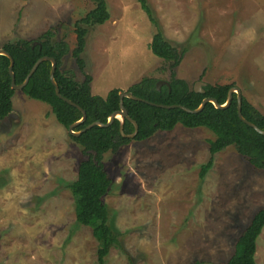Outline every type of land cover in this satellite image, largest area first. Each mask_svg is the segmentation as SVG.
<instances>
[{
  "label": "rangeland",
  "instance_id": "374dc122",
  "mask_svg": "<svg viewBox=\"0 0 264 264\" xmlns=\"http://www.w3.org/2000/svg\"><path fill=\"white\" fill-rule=\"evenodd\" d=\"M146 1L157 27L139 0H105L109 19L87 26L80 20L95 6L91 0H0V48L35 42L54 28L52 42L68 48L62 69L78 80L89 74L92 94L127 90L143 77L168 81L172 71L191 88L196 81L233 83L264 116V0ZM76 22L87 28L84 73L71 55ZM157 28L185 50L172 69L149 48ZM12 106L0 120V263L96 264L97 240L76 222L68 188L82 147L46 103L15 90ZM213 138L204 127L177 124L103 155L112 180L103 201L125 249L112 247L106 264H130L128 257L133 264H223L233 254L264 205V167L230 145L200 178ZM255 261L264 264V227Z\"/></svg>",
  "mask_w": 264,
  "mask_h": 264
},
{
  "label": "trees",
  "instance_id": "16d2710c",
  "mask_svg": "<svg viewBox=\"0 0 264 264\" xmlns=\"http://www.w3.org/2000/svg\"><path fill=\"white\" fill-rule=\"evenodd\" d=\"M91 1L95 3V6L86 13L80 23L86 26L103 24L110 17L105 0ZM139 2L149 20L157 27V21L147 1L139 0ZM80 23H75L76 45L71 55L79 70L84 73V60L81 53L85 46L87 28ZM54 36L55 30L50 28L38 37L35 44L32 40L18 39L2 46L13 59L12 70L15 83L23 82L39 57L52 56L56 60L54 78L60 93L86 112V119L74 130H80L93 121L106 122L108 116L119 109L118 92L120 89L112 88L105 96L92 94L89 74L84 73L83 79L78 80L72 71L62 69V58L68 48L63 40L52 42L51 38ZM149 48L154 55L168 62L170 69L180 63L185 51L184 49L179 51L166 40L158 28L153 34ZM9 62L6 55H0V120L7 116L13 108L12 96L15 90L11 88ZM50 69L51 62L42 61L22 91L28 97L49 105L56 120L67 129L70 124L82 117V113L55 94V88L49 78ZM170 75L169 86L162 85L160 89H157L156 82L159 79L143 77L139 82L132 84L127 91L151 102L181 104L194 109L205 97H213L220 104L225 103L229 88L234 86L233 83L206 84L203 87L204 92H195L184 79L175 77L174 72L171 71ZM123 104L129 116L138 124V132L134 138L121 135L120 121L117 118L108 126L95 125L79 136L68 133L82 147L84 155L78 162L77 177L68 184V188L75 202L76 222L83 226H90L97 240L96 264H106V257L112 247L125 252L120 239L122 233L110 222V212L103 201V196L108 192L112 183L102 163L106 152L115 153L131 139L144 140L157 130L167 131L174 128L176 124H181L187 128L204 127L214 135L213 139H209L210 157L200 166V178H203L212 167L213 155L230 145L235 146L237 152L247 157L253 166L264 167V134L258 133L239 119L235 93H233L230 104L225 108H216L213 103L207 102L197 113H189L180 108L156 107L127 97L123 98ZM241 112L247 120L264 130V116L260 115L243 95ZM123 131L125 134L134 131V125L126 118L123 121ZM263 227L264 205L254 212L249 223L236 239L233 254L223 264H256V240ZM128 260L130 264H133L130 257Z\"/></svg>",
  "mask_w": 264,
  "mask_h": 264
},
{
  "label": "water",
  "instance_id": "95a60500",
  "mask_svg": "<svg viewBox=\"0 0 264 264\" xmlns=\"http://www.w3.org/2000/svg\"><path fill=\"white\" fill-rule=\"evenodd\" d=\"M37 43L36 41L34 42V44ZM0 55H6L10 62H9V66H8V72L10 74L11 77V88L14 90H22L28 83L29 78L31 77V75L34 73V71L36 70L37 66L44 60H49L51 62V69H50V73H49V78L50 81L52 83V85L55 88V94L62 100H64L66 103H68L69 105H72L74 107H76L77 109H79L82 113V117L73 122L72 124H70L67 128L68 133H70L73 136H79L82 132L86 131L87 129L98 125V126H108L110 125L113 120L115 118H117L120 121V133L122 136L128 137V138H134L138 132V124L137 122L132 119L129 114L128 111L126 109V107L123 104V98L127 97L133 100H137V101H143L145 103H148L150 105L156 106V107H162V108H166V109H171V108H180L186 112L189 113H197L199 111H201L203 109V107L205 106V104L207 102H211L213 103V105L216 108H225L226 106H228L233 98V93L236 94L237 97V114L239 119L244 122L245 124H247L248 126L252 127L253 129H255L258 133L264 134V130L260 129L255 123L247 120L242 112H241V97H242V93H241V89L238 86H231L228 90V94H227V99L225 101V103L220 104L218 103V101L213 98V97H205L203 98V100L201 101V103L199 104L198 107L191 109L188 108L184 105L181 104H161V103H155V102H151L149 100L140 98L136 95H134L132 92L127 91V90H120L118 92V96H119V109L115 110L114 112H112L109 116L106 122H101V121H93L90 124L86 125L84 128H81L80 130L75 131L74 128L76 126H78L80 123H82L85 119H86V112L83 108H81L78 104H76L75 102H73L72 100H70L69 98L64 97L61 93H60V89L58 87V84L54 78V72L56 69V60L54 57L52 56H48V55H43L41 57H39L35 63L32 65V67L30 68L29 72L27 73L25 79L23 80V82L16 84L15 83V77H14V73L12 70V66H13V59L10 56V54L3 48H0ZM161 85H167L169 86L168 81L163 80V79H159L156 82V88L160 89ZM203 86H205L204 83H202L201 81H196L194 86H193V90L195 92H204ZM128 119L130 122H132V124L134 125V131L132 133L129 134H125L123 131V121L124 119Z\"/></svg>",
  "mask_w": 264,
  "mask_h": 264
},
{
  "label": "crops",
  "instance_id": "0c3cea01",
  "mask_svg": "<svg viewBox=\"0 0 264 264\" xmlns=\"http://www.w3.org/2000/svg\"><path fill=\"white\" fill-rule=\"evenodd\" d=\"M117 88H118V87H117ZM37 101H38V100H37ZM40 102H41V101H40ZM42 103H43V102H42ZM38 106H40V104H39ZM40 107H42V106H40ZM176 125H177V124H176ZM176 125H175V126H176ZM180 125H181V124H180ZM186 128H187V127H186Z\"/></svg>",
  "mask_w": 264,
  "mask_h": 264
},
{
  "label": "flooded vegetation",
  "instance_id": "af4514ba",
  "mask_svg": "<svg viewBox=\"0 0 264 264\" xmlns=\"http://www.w3.org/2000/svg\"><path fill=\"white\" fill-rule=\"evenodd\" d=\"M34 43V42H33Z\"/></svg>",
  "mask_w": 264,
  "mask_h": 264
}]
</instances>
